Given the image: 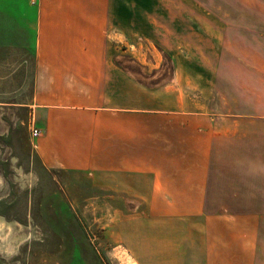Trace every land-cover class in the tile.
Returning a JSON list of instances; mask_svg holds the SVG:
<instances>
[{"label": "crops", "instance_id": "obj_1", "mask_svg": "<svg viewBox=\"0 0 264 264\" xmlns=\"http://www.w3.org/2000/svg\"><path fill=\"white\" fill-rule=\"evenodd\" d=\"M127 4L0 0V148L12 156L20 122L29 160L94 177L105 201L192 203L200 240L183 264H264V32L230 53H168L156 81L114 58L173 30Z\"/></svg>", "mask_w": 264, "mask_h": 264}, {"label": "rangeland", "instance_id": "obj_2", "mask_svg": "<svg viewBox=\"0 0 264 264\" xmlns=\"http://www.w3.org/2000/svg\"><path fill=\"white\" fill-rule=\"evenodd\" d=\"M126 1L143 6L159 33L173 30L174 38H127L118 50L125 54L114 58L141 77L146 72L138 65L149 67L156 81L172 76L168 53H230L231 38L244 47L245 34L256 39L264 32V0ZM13 124L14 159L0 148V264H183L189 258L200 240L199 220L188 216L192 203L105 201L94 177L69 178L29 160L21 123Z\"/></svg>", "mask_w": 264, "mask_h": 264}, {"label": "built area", "instance_id": "obj_3", "mask_svg": "<svg viewBox=\"0 0 264 264\" xmlns=\"http://www.w3.org/2000/svg\"><path fill=\"white\" fill-rule=\"evenodd\" d=\"M40 134H41V132H40L38 129H32V130H31V136H32L33 138L38 137Z\"/></svg>", "mask_w": 264, "mask_h": 264}, {"label": "bare ground", "instance_id": "obj_4", "mask_svg": "<svg viewBox=\"0 0 264 264\" xmlns=\"http://www.w3.org/2000/svg\"><path fill=\"white\" fill-rule=\"evenodd\" d=\"M126 263V262H125ZM127 264H136V263H133V261L131 262L130 260L127 262Z\"/></svg>", "mask_w": 264, "mask_h": 264}]
</instances>
